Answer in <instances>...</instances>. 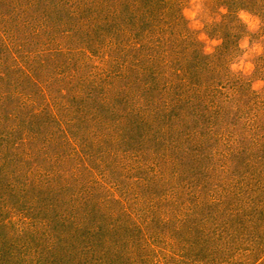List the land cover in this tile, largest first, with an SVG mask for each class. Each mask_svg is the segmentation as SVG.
<instances>
[{
    "label": "rangeland",
    "instance_id": "rangeland-1",
    "mask_svg": "<svg viewBox=\"0 0 264 264\" xmlns=\"http://www.w3.org/2000/svg\"><path fill=\"white\" fill-rule=\"evenodd\" d=\"M0 264H264V0H0Z\"/></svg>",
    "mask_w": 264,
    "mask_h": 264
},
{
    "label": "clouds",
    "instance_id": "clouds-1",
    "mask_svg": "<svg viewBox=\"0 0 264 264\" xmlns=\"http://www.w3.org/2000/svg\"><path fill=\"white\" fill-rule=\"evenodd\" d=\"M194 13L190 11H185V15L191 17Z\"/></svg>",
    "mask_w": 264,
    "mask_h": 264
}]
</instances>
